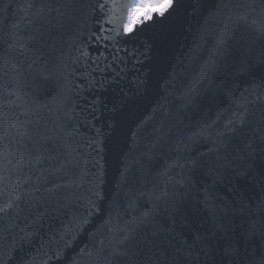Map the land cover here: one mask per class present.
<instances>
[{
	"label": "water",
	"instance_id": "95a60500",
	"mask_svg": "<svg viewBox=\"0 0 264 264\" xmlns=\"http://www.w3.org/2000/svg\"><path fill=\"white\" fill-rule=\"evenodd\" d=\"M95 4L0 0V200L23 193L0 217L7 264H146L145 241L172 223L174 207L186 210L177 232L191 242L213 222L207 194L221 209L244 194L245 182L231 172L215 183L198 173L186 188V170L171 165L209 152L210 140L193 135H214L209 126L235 110L241 92L262 97L250 106L253 120L264 113V0H177L174 12L131 35L109 32L112 43L93 38ZM101 52L108 59L98 67ZM14 63L24 69L19 77ZM38 72L47 77L39 90ZM25 120L32 140L47 141L42 161L21 169L20 155L33 150L20 135ZM128 233L138 243L128 245L126 260H113ZM262 256L257 235L241 242L237 264H260Z\"/></svg>",
	"mask_w": 264,
	"mask_h": 264
},
{
	"label": "snow or ice",
	"instance_id": "6c2138e0",
	"mask_svg": "<svg viewBox=\"0 0 264 264\" xmlns=\"http://www.w3.org/2000/svg\"><path fill=\"white\" fill-rule=\"evenodd\" d=\"M176 6L177 0H126L123 4L120 0H96L93 11L98 14L95 17L98 27L93 38L97 42L112 43L113 37L108 35L109 32L115 31L117 36L131 35L137 30L138 25L154 22L157 16L166 18L176 10ZM116 10H119L120 16H116ZM105 24L115 27L106 28ZM20 47L24 48L25 45L21 44ZM100 47L107 50L106 43H101ZM80 55L91 59V53L88 51L81 50ZM101 59L107 61L108 57L101 52L93 63H97L99 67ZM12 68L18 77L24 71L20 63H14ZM46 82L47 77L43 72H38L35 88L39 90ZM254 87L259 88L260 85ZM15 94L17 98L20 97L19 88ZM261 98L260 94H256L254 100L248 99L244 92H241L235 101V110L228 116H217L213 125L209 126L215 129L214 135H206L204 130L193 135V142L201 138L210 140L212 147L209 152L201 153L199 157L189 156L183 163L177 161L171 165L186 170L187 174L180 181L186 188L195 187L193 179L198 173H206L214 177L215 183L221 180L226 172H231L234 178L245 182L242 185L244 194L238 192L240 198L238 201H233L234 206L223 209L216 207L210 194H207L206 202L213 205L209 209L213 222L206 229L197 228L191 234V242L183 232H177V225L187 219L186 210L180 206L174 207L169 214L172 223L157 226L151 238L145 241L149 253L146 264H237L242 241L254 242L257 235L264 239V113L259 120H253L250 114V106ZM221 120H223L222 124ZM29 123L25 120L20 125L24 129L20 135L32 140ZM100 134V130L97 129V135ZM46 141L47 137L37 134V138L32 140L33 150L25 151L20 155L18 167L22 169L26 164H39L44 158L42 149ZM20 143L22 144L23 140ZM233 145L235 146L230 153L229 148ZM26 156L27 160H25ZM237 160L240 163H237ZM256 171L258 175L254 174ZM257 185H259L258 189ZM249 192L254 195H249ZM3 195V191H0V197ZM22 195L23 193H20L13 198L0 200V217L17 208V202ZM95 195L99 196V193ZM83 223L86 224L87 219ZM241 225H246V228L241 230ZM71 242L72 237H68L64 246H69ZM130 243L138 242L131 233H128L124 235L120 246L112 250L113 260H126ZM6 256L7 253L0 250V264H7ZM54 256L58 258L60 252H55ZM240 264H243L242 258ZM260 264H264V256L261 257Z\"/></svg>",
	"mask_w": 264,
	"mask_h": 264
}]
</instances>
